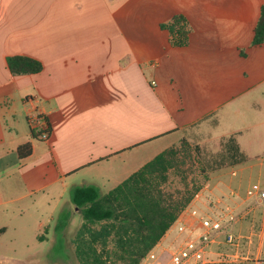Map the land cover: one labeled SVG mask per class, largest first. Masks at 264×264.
I'll return each mask as SVG.
<instances>
[{
  "label": "crops",
  "instance_id": "1",
  "mask_svg": "<svg viewBox=\"0 0 264 264\" xmlns=\"http://www.w3.org/2000/svg\"><path fill=\"white\" fill-rule=\"evenodd\" d=\"M263 6L0 0V236L11 212L64 207L77 185L106 193L185 140L204 181L156 247L168 258L203 232L200 218L223 219L207 260L191 264H264V42L254 43ZM178 14L190 26L184 46L162 27ZM11 55L38 59L43 69L13 74ZM32 113L45 118L47 135H33ZM26 142L32 151L20 157Z\"/></svg>",
  "mask_w": 264,
  "mask_h": 264
},
{
  "label": "trees",
  "instance_id": "2",
  "mask_svg": "<svg viewBox=\"0 0 264 264\" xmlns=\"http://www.w3.org/2000/svg\"><path fill=\"white\" fill-rule=\"evenodd\" d=\"M162 27L170 32L172 44L184 46L189 42L190 26L185 16L178 14ZM264 42V6L255 28L254 43ZM13 74L38 73L43 69L40 60L26 55L7 58ZM39 137L50 132L47 124ZM188 157L190 144L181 147ZM197 148V147H196ZM32 151L31 142L18 148L20 157ZM197 151V149H196ZM178 148H169L133 172L117 186L102 193L96 185H77L71 199L83 216L82 225L74 239L81 264H140L188 207L201 185L192 190L170 193L164 188L169 170L177 165ZM70 211L63 210L57 228L65 229ZM4 228L0 229V234ZM211 264V263H209Z\"/></svg>",
  "mask_w": 264,
  "mask_h": 264
},
{
  "label": "rangeland",
  "instance_id": "3",
  "mask_svg": "<svg viewBox=\"0 0 264 264\" xmlns=\"http://www.w3.org/2000/svg\"><path fill=\"white\" fill-rule=\"evenodd\" d=\"M177 165L169 170L164 184L166 191L173 193L185 191L187 184L192 190L204 181L202 164L198 155L179 148ZM203 170V171H202ZM255 178L251 185L257 183ZM248 183L244 185V191ZM70 196L65 197L64 207L56 209L43 206L24 208V211L11 212L8 230L0 236V263L6 264H81L76 254L74 239L82 225L83 216L76 209ZM70 211L65 229L57 228L60 212ZM43 222V227L39 225Z\"/></svg>",
  "mask_w": 264,
  "mask_h": 264
},
{
  "label": "built area",
  "instance_id": "4",
  "mask_svg": "<svg viewBox=\"0 0 264 264\" xmlns=\"http://www.w3.org/2000/svg\"><path fill=\"white\" fill-rule=\"evenodd\" d=\"M28 122L31 129L35 133L44 132L46 129L45 118L40 113H32L28 117ZM47 135V133H45ZM253 194V190L250 191ZM262 200H264V191L259 190ZM228 209V216L233 221L234 215ZM200 224L204 227L203 232L194 237L188 236L180 245L172 250H169V257H165V250L159 249L156 246L146 255L140 264H191L204 263L206 251L209 245L214 242L216 236L224 231L223 219H212L210 217L200 218ZM179 232L186 230L185 224L182 222L178 225ZM226 242L234 243L235 236L231 231L224 233Z\"/></svg>",
  "mask_w": 264,
  "mask_h": 264
}]
</instances>
